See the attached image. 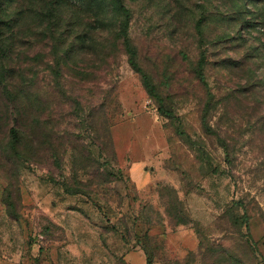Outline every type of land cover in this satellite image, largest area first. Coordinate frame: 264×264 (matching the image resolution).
<instances>
[{"label":"rangeland","instance_id":"1","mask_svg":"<svg viewBox=\"0 0 264 264\" xmlns=\"http://www.w3.org/2000/svg\"><path fill=\"white\" fill-rule=\"evenodd\" d=\"M53 1L5 0L3 12L31 16ZM125 2L140 63L174 116L160 113L122 49L114 52L109 75L86 79L65 67L61 92L79 96L84 106L91 94L99 104L100 92H115L118 105L109 114L116 156L96 149V175L79 173L93 181V191L78 194H68L62 183L73 184L72 153L62 172L32 165L9 174L0 159V264H264V135L252 130L254 111L230 97L249 92L264 101V0ZM72 4L63 9L67 20L78 14ZM106 20L113 29L121 17ZM21 26L28 28L22 43L38 47L18 67L35 76L33 92H54L57 57L44 26L31 18ZM203 45L207 85L196 72ZM207 92L228 100L225 110L221 104L211 112L212 132L202 121ZM97 128L104 134L100 120ZM224 139L233 145L235 165L226 162ZM106 169L115 176L100 186L94 176ZM7 190L19 201L16 217L6 205ZM238 201L247 204L250 231L232 216Z\"/></svg>","mask_w":264,"mask_h":264},{"label":"trees","instance_id":"2","mask_svg":"<svg viewBox=\"0 0 264 264\" xmlns=\"http://www.w3.org/2000/svg\"><path fill=\"white\" fill-rule=\"evenodd\" d=\"M6 1L14 3L15 0ZM67 1L73 3L71 5L73 12L78 13L71 20H67L64 15L63 9L66 8ZM125 1L54 0L42 13L28 16L19 10L9 12L7 8L5 14L3 12L5 0H0V132L3 136V140L0 141V159L9 174L18 173L21 168L32 165L50 170L55 167L62 172L68 154L72 153L76 163L73 184L63 180V187L68 194L81 193L80 189L92 193L93 181L81 180L80 171L89 176L96 175V149L100 154L109 151V155L116 156L111 134L113 124L109 114L112 105L114 103L118 105L115 92H100L104 96L100 98L99 104H95V96L91 94L90 104L84 106L79 96L75 98L69 95V92H61L63 88L61 81L64 77L62 71L65 67L75 75L86 76V79L93 78L99 72L109 75L113 73L110 70L114 65L112 62L114 52L122 49L131 68L141 77L150 99L158 105L160 113L168 119L174 116L168 108V97L157 92L152 76L140 63L138 49L130 35L131 11ZM109 15L121 17V21L113 29L107 26L106 19ZM27 18L44 26L42 35L47 38L52 46L53 55L57 57L52 66L56 73L54 92H33L32 88L36 86L35 76L25 75L18 67L17 62L26 58L31 49L38 47L35 41H31L33 48H28L22 43L25 39L23 33H26L28 28H22L21 24ZM83 22L85 24L82 31L77 30V25ZM70 24L72 29L69 28ZM197 32L200 36L204 34L201 21L197 24ZM261 47L264 50V44ZM208 56L209 51L203 45L196 72L205 85L207 82L203 69ZM34 58L28 57L30 65L34 63ZM82 61H88L85 62L86 72L79 68L80 64L84 63ZM94 65H99L98 70ZM234 94L230 97L235 98L240 104H245L247 110L254 111L256 116L252 130L264 135V101L257 93ZM206 96L208 106L204 110L202 121L212 132L213 129L208 123L211 112L221 104L225 110L228 100L217 99L213 92H207ZM99 120L104 134H100L97 128ZM221 146L226 162L235 165L233 145L224 139ZM114 174L106 169L105 174L94 177L100 179L98 185L102 186L111 183L112 180L108 176H115ZM13 191L7 190L6 205L10 215L16 217L14 213L19 201L12 196ZM15 191L19 193L20 198V191L18 189ZM240 210L243 211L242 215L236 213ZM230 211L233 218L250 231L247 204L242 201L235 202ZM148 264L152 263L149 261Z\"/></svg>","mask_w":264,"mask_h":264}]
</instances>
